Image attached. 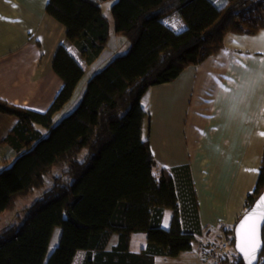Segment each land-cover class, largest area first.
<instances>
[{
	"label": "trees",
	"instance_id": "1",
	"mask_svg": "<svg viewBox=\"0 0 264 264\" xmlns=\"http://www.w3.org/2000/svg\"><path fill=\"white\" fill-rule=\"evenodd\" d=\"M107 1L48 0L45 6L88 65L110 37L102 12ZM109 11L113 33L129 46L90 73L68 113L54 122L84 70L64 45L52 61L63 85L47 110L0 98V113L17 118L2 140L13 156L0 155V213L51 178L50 187L25 207L23 220L0 230V264H71L79 249L85 251L81 264H154L157 256H176L192 246L194 233L181 221L186 206L197 211L189 167L157 165L142 136L148 113L140 98L149 86L217 53L227 33L264 28V0H114ZM173 11L185 23L177 32L161 21ZM57 164L65 167L54 173ZM263 189L264 147L244 211ZM164 208L173 211L167 229L161 226ZM55 227L60 233L49 250ZM135 232L147 235L140 252L128 249ZM112 234L117 241L108 248ZM226 234L233 244V228ZM227 263L242 264L238 256ZM257 264H264V239Z\"/></svg>",
	"mask_w": 264,
	"mask_h": 264
},
{
	"label": "crops",
	"instance_id": "2",
	"mask_svg": "<svg viewBox=\"0 0 264 264\" xmlns=\"http://www.w3.org/2000/svg\"><path fill=\"white\" fill-rule=\"evenodd\" d=\"M47 1L0 0V98L39 112L47 110L63 85L52 69L59 45L79 63L86 79L112 56L104 55V48L88 65L66 38V28L45 11ZM161 21L176 32L185 27L177 11ZM82 90L78 93L76 87L66 108H72ZM140 102L148 113L142 136L155 162L164 168L187 165L197 204L195 214L186 206L181 216L184 229L194 233L191 248L157 256L154 264H207L202 244L221 227L233 228L258 175L264 147V28L254 34L227 33L217 53L185 67L171 81L149 86ZM16 121L0 113L2 158L13 156L2 140ZM172 216L170 208L163 209V228L170 227ZM55 229L57 243L60 228ZM116 241L112 234L108 248ZM146 243V233L135 232L128 249L140 252ZM84 256V250H77L71 264H81Z\"/></svg>",
	"mask_w": 264,
	"mask_h": 264
},
{
	"label": "rangeland",
	"instance_id": "3",
	"mask_svg": "<svg viewBox=\"0 0 264 264\" xmlns=\"http://www.w3.org/2000/svg\"><path fill=\"white\" fill-rule=\"evenodd\" d=\"M114 0H110L107 2L102 3V12L107 17L109 22V29H110V37L108 40V43L105 47L106 54H112L111 58L114 57L117 54L123 53L129 46V43L123 38V37H117L116 35H113V24H112V18L109 11V6ZM218 3H223L224 0H217ZM120 38V39H118ZM121 42V43H119ZM85 77H83L80 81V83L77 86V92L79 93L81 89L84 87V81ZM70 110L69 108H64L59 114L54 118V122L57 121L62 115L68 113ZM64 164H57L54 166V173L60 171V169L64 168ZM51 185V178L48 176L46 177L44 183L41 186L33 188L28 194H25L23 196H19L15 198L12 206L2 213H0V230L13 224V223H19L23 220V211L25 207L33 203L36 199H38L41 194L47 190ZM56 229L53 231L51 243L49 250H51L54 245L56 244ZM54 244V245H53ZM203 258V257H202Z\"/></svg>",
	"mask_w": 264,
	"mask_h": 264
},
{
	"label": "snow or ice",
	"instance_id": "4",
	"mask_svg": "<svg viewBox=\"0 0 264 264\" xmlns=\"http://www.w3.org/2000/svg\"><path fill=\"white\" fill-rule=\"evenodd\" d=\"M262 224H264V195H261L256 204L246 212L238 228L240 243L237 248L244 255L246 264H253L257 259V252L262 248L259 240Z\"/></svg>",
	"mask_w": 264,
	"mask_h": 264
},
{
	"label": "built area",
	"instance_id": "5",
	"mask_svg": "<svg viewBox=\"0 0 264 264\" xmlns=\"http://www.w3.org/2000/svg\"><path fill=\"white\" fill-rule=\"evenodd\" d=\"M200 254L207 264H224L225 259L238 256L223 227L220 228L214 239L202 244Z\"/></svg>",
	"mask_w": 264,
	"mask_h": 264
},
{
	"label": "water",
	"instance_id": "6",
	"mask_svg": "<svg viewBox=\"0 0 264 264\" xmlns=\"http://www.w3.org/2000/svg\"><path fill=\"white\" fill-rule=\"evenodd\" d=\"M261 195H264V189L257 196V198L254 200L252 205L241 214V216L236 220V222L233 226V248H234L235 252L237 253L239 259L241 260L242 264H246V260H245L244 255L237 248L238 243H240V236L238 234V228H239L240 222L244 218V215L246 214V212L249 211L256 204V202L259 200ZM263 227H264V224H262L260 227V236H259V240H260L262 248H263ZM262 248H261V250H262ZM261 250L257 252V254H256L257 259L255 261H253V264L258 263V259H259V255H260ZM227 264H230V263H227Z\"/></svg>",
	"mask_w": 264,
	"mask_h": 264
}]
</instances>
